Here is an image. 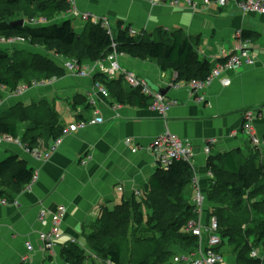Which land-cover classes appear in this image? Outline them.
<instances>
[{"label":"crops","instance_id":"obj_1","mask_svg":"<svg viewBox=\"0 0 264 264\" xmlns=\"http://www.w3.org/2000/svg\"><path fill=\"white\" fill-rule=\"evenodd\" d=\"M73 3L80 14L105 19L113 29L122 23L147 36L157 30L180 31L192 40L200 60L215 66L231 53L234 34L241 30L251 35L253 47L260 53L259 62L226 73L225 77L231 81L227 87L220 79L215 80L199 93L204 101H198V96L186 86L169 90L166 97L175 104L165 119L149 108L142 109L131 102L120 104L111 96L104 97L93 77L88 76L66 73L51 85L29 88L19 99L5 89L0 115L18 103L29 106L33 102H46L54 107L59 123L65 128L58 145L53 142L33 150L23 143V147L0 146L1 158L18 155L36 176L20 193H9L8 205H0V264H65L62 254L72 243L86 257H93V264H103L91 250L87 237L104 210L113 211L123 201H140L149 195L158 172L149 146L166 131L193 142L197 186H191L192 205L197 191L208 203L210 157L230 154L238 156L241 163L250 157L253 146L244 132L245 113H257L253 127L255 134L264 139V15L245 14L234 3L225 8L201 3L198 10L183 5L175 7L171 0H73ZM64 20L72 21L77 34L86 27L79 19L64 16L57 19L59 23ZM18 45L30 47L27 43ZM30 48L27 52L33 53V47ZM120 64L123 70L164 89L170 88L174 80L172 73L162 72L155 62L123 56ZM99 116L104 119L102 124L70 131L71 126ZM209 144L212 153L208 157L204 149ZM137 147L140 149L133 152ZM34 150L41 156H35ZM206 210H210L209 204L203 206L204 214ZM41 212L46 213V222L40 221ZM59 213H63L61 239L52 249H45L40 235L51 228L52 216ZM27 243L32 245L31 250ZM226 258L229 264H237L236 257L227 254Z\"/></svg>","mask_w":264,"mask_h":264},{"label":"trees","instance_id":"obj_2","mask_svg":"<svg viewBox=\"0 0 264 264\" xmlns=\"http://www.w3.org/2000/svg\"><path fill=\"white\" fill-rule=\"evenodd\" d=\"M68 9L62 0H0V38H23L30 47L76 61L79 66L105 60L116 52L155 62L162 72L172 73L177 83L205 81L215 67L200 60L192 40L180 31L157 30L151 36H134L131 27L119 23L111 36L102 23L89 22L77 34L72 21H57ZM33 18H45L49 24H28ZM19 20H25V25L12 24ZM245 36L252 39L250 34ZM16 53L12 57L0 50V101L2 89L14 93L22 85L31 88L36 83L61 79L67 73L52 57L27 51ZM93 80L120 104L131 102L142 109L152 105L151 98L127 86L123 78L113 80L96 74ZM64 128L54 107L46 102L29 106L18 103L0 115V135L19 139L30 150L41 145L48 147L61 139ZM207 167V199L213 210L210 216L217 217L223 238L219 250L229 249L228 254L235 255L237 264H264L261 259L250 258L254 248L264 246V148L252 147L250 157L242 163L235 155L212 156ZM195 172L196 168L194 171L188 163L177 162L169 171L158 170L149 195L142 200L123 201L113 211L104 210L87 237L102 263L111 260L116 264H171L179 253L197 249L198 239L185 233L187 223L199 218L187 194ZM34 175V170L16 154L0 160V198L9 201V193L23 191ZM62 256L65 264H84L86 260L85 252L73 243Z\"/></svg>","mask_w":264,"mask_h":264},{"label":"built area","instance_id":"obj_3","mask_svg":"<svg viewBox=\"0 0 264 264\" xmlns=\"http://www.w3.org/2000/svg\"><path fill=\"white\" fill-rule=\"evenodd\" d=\"M68 3L69 9L63 15L65 18L79 19L82 23L88 24L92 22L94 24L102 23V26L107 28L108 33L113 36L114 29L111 27L109 22L105 19H95L89 14H80L73 3V0H62ZM212 5L217 4L220 8L227 7L230 3L236 4L239 8L243 10L245 14H261L264 15V0H171V4L175 7L187 6L192 10H198L199 4ZM28 24L35 26H44L49 24L48 20L45 18L31 19ZM130 33L134 36L139 35L138 32L130 29ZM0 42L7 45H18L26 43L23 38L16 39H4L0 38ZM253 41L245 36L244 32L238 30L234 34V44L231 53L225 58V61L218 63L212 70L209 78L205 81H191L188 83H177L174 80L170 83L173 90H179L183 86L188 87L192 94L198 96V101H204L205 99L199 95V93L205 91L208 86H210L215 80L220 79L223 86L227 87L231 84L230 79L225 77L228 72H237L247 67H252L259 62L260 53L253 47ZM113 47H115L113 45ZM124 55H119L116 52L110 55L105 60H100L98 62H92L79 66L76 61L69 60L60 55H55V60L63 66L69 74H74L78 77H94L96 74H104L110 79H120L126 82V84L134 89H139L141 94L152 99V105L149 107L150 110L156 112L161 118L165 119L169 113L171 107L175 102H171L166 96H161L159 94L153 93L148 86L147 81L138 76L137 74L126 71L122 69L120 64V58ZM175 79V76H174ZM48 85V82H40L34 84V87H43ZM97 88L104 97H109L107 90L96 83ZM28 87H23L22 90H28ZM21 92V91H18ZM1 103V101H0ZM244 122V132L246 136L251 141L254 147H259V149L264 148V140L259 138L255 134L253 123L257 117L255 111H249L245 113ZM104 119L102 117H96L88 122H80L77 126H71L70 131L75 132L78 129L84 128L87 125H97L102 124ZM131 143L130 141H128ZM57 145L61 144V139L57 140ZM18 145L23 147L20 140L6 134L0 135V146L3 145ZM140 148L137 147L133 152H137ZM149 150L152 153L157 167L159 170L169 171L172 166L177 162L188 163L195 171V150L193 142L188 138H182L168 131L156 137L150 144ZM30 151V150H29ZM212 153V146L209 144L204 149V154L210 156ZM35 156H41L38 151H33ZM49 157V154H45ZM36 178V176L34 177ZM35 181V179H34ZM33 181V182H34ZM194 184L197 186V177L195 172V177L193 179ZM31 185V184H30ZM139 196L140 193H137ZM9 201L7 199L0 198V205H8ZM207 204L206 197L198 191L195 198L194 206L198 211L203 214V206ZM63 217V213H59L52 216L51 228L40 235V239L43 243L45 249H52L55 243L61 239L62 233L60 229V221ZM200 217V212H199ZM40 221L46 222V213L41 212ZM185 233L189 234L198 239V247L192 252H183L172 259L171 264H229L223 251L219 248L223 244V238L220 234L219 221L216 216H212L209 220H203V217L197 220L189 221L185 228ZM254 242V240L252 241ZM29 250L33 247L30 243L26 244ZM251 259H261L264 261V246L258 245L254 248L250 254ZM104 264H116L111 260H107Z\"/></svg>","mask_w":264,"mask_h":264},{"label":"rangeland","instance_id":"obj_4","mask_svg":"<svg viewBox=\"0 0 264 264\" xmlns=\"http://www.w3.org/2000/svg\"><path fill=\"white\" fill-rule=\"evenodd\" d=\"M205 5V4H204ZM207 6H210V5H207ZM112 27V26H111ZM11 46H13V45H11ZM11 46H9V45H7V44H4V43H1L0 42V50H4L5 52H8L12 57L15 55V54H17L16 52H22V51H24V52H26L28 49H31L30 47H28V46H22V45H17L16 47H11ZM33 53H37V54H43V55H46V57H48V58H50V57H52V59L53 60H55V55L53 54V53H51V52H46L45 50H43V49H34L33 48ZM145 79V78H144ZM146 80V79H145ZM54 81L55 80H51V81H45V82H48V85H51L52 83H54ZM147 81V80H146ZM147 83H148V86H149V82L147 81ZM128 86V85H127ZM23 87H26L25 85H22V86H20L19 87V89L16 91V92H14V93H12L10 90H8L7 89V92H9V95H12V96H15L16 98L15 99H19L20 98V96H21V98H22V96H23V94L25 93V90H22V88ZM170 88V90L172 89L171 88V86H169ZM4 91H5V89H2V95H3V97H5L4 96ZM18 91H21V92H18ZM153 92V91H152ZM153 93H156V94H158L157 92H153ZM160 95V94H159ZM161 96H163V95H161ZM167 96V95H166ZM10 98V97H9ZM3 99V98H2ZM2 101V100H1ZM5 102H7V100H5ZM2 103V102H1ZM14 104H15V102H14ZM77 125V124H76ZM262 140H264V139H262ZM252 145V144H251ZM253 146V145H252ZM254 147V146H253ZM254 148H256V149H259V147H254ZM0 158H1V156H0ZM4 158H1L0 160H3ZM261 160L263 161V157H261ZM261 163H263V162H261ZM258 164V163H257ZM256 164V165H257ZM159 170V169H158ZM193 184H194V182H193ZM195 185V184H194ZM195 187H196V185H195ZM191 191H189L187 194H188V196H189V198H188V200H189V202L191 203L192 202V196L194 195V193H193V190L192 189H190ZM190 192H192V193H190ZM197 194H198V191H197ZM207 204H209V206H210V210H206L205 211V214H204V211H203V214H202V212L201 211H198V213L200 212V217H207L206 218V220H209L212 216H215V215H212V216H210V211H213V210H211V208H212V206H211V204L208 202ZM199 217V218H200ZM140 237H141V235H140ZM131 242V245L133 246V240H131L130 241ZM228 251H229V249H225V250H223V253H224V255L227 257V254H228ZM179 253V252H178ZM180 254V253H179ZM230 255H232V256H235L234 254H228V256H230ZM97 257V256H96ZM92 259H93V257H91V258H89V257H86V260L84 261V264H93L92 263ZM97 259H98V261L100 262V259H99V257H97Z\"/></svg>","mask_w":264,"mask_h":264},{"label":"water","instance_id":"obj_5","mask_svg":"<svg viewBox=\"0 0 264 264\" xmlns=\"http://www.w3.org/2000/svg\"><path fill=\"white\" fill-rule=\"evenodd\" d=\"M13 25L15 26H24L25 25V20H19L15 23H12ZM149 86L155 91L157 92L158 94L160 95H163V96H166L167 93L169 92V88L168 89H164V88H161L159 86H156L154 84H152L151 82H149Z\"/></svg>","mask_w":264,"mask_h":264},{"label":"bare ground","instance_id":"obj_6","mask_svg":"<svg viewBox=\"0 0 264 264\" xmlns=\"http://www.w3.org/2000/svg\"><path fill=\"white\" fill-rule=\"evenodd\" d=\"M78 125V124H77ZM77 125H74V126H77ZM79 130V129H78ZM76 132V131H75Z\"/></svg>","mask_w":264,"mask_h":264}]
</instances>
